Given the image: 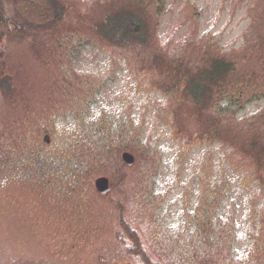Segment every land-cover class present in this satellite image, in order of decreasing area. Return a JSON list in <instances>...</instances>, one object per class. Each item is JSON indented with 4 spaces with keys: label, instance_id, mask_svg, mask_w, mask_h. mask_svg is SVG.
I'll return each mask as SVG.
<instances>
[{
    "label": "rangeland",
    "instance_id": "rangeland-1",
    "mask_svg": "<svg viewBox=\"0 0 264 264\" xmlns=\"http://www.w3.org/2000/svg\"><path fill=\"white\" fill-rule=\"evenodd\" d=\"M61 1V25L2 47L0 264H142L127 252L121 219L150 259L200 262L218 251L217 217L226 252L233 233L232 257L252 250L255 264L264 252V165L248 147L264 145V0ZM140 1L144 44L98 35L110 9ZM4 7L14 17L12 0ZM212 57L235 71L201 112L183 91ZM100 118L130 132L128 147L105 161L69 135ZM39 154L51 161L39 164ZM71 159L93 166L76 170ZM100 178L106 194L96 190Z\"/></svg>",
    "mask_w": 264,
    "mask_h": 264
},
{
    "label": "trees",
    "instance_id": "trees-1",
    "mask_svg": "<svg viewBox=\"0 0 264 264\" xmlns=\"http://www.w3.org/2000/svg\"><path fill=\"white\" fill-rule=\"evenodd\" d=\"M14 17H9L5 13L4 0H0V58L2 57L3 44L14 36L21 38L30 37L46 27H54L61 25L64 22V17L67 11L66 6L61 0H12ZM146 8L142 1L137 2L135 6H123L119 8L110 9L105 18L96 26L98 35L110 44L117 46L138 45L141 46L147 41L149 37V22L145 16ZM152 63L158 65L157 59H152ZM234 64L224 58L212 57L209 62L201 66L197 71L191 72L186 78L184 86V94L190 98L197 109L201 112L209 111L213 102L215 101L216 91L225 87L228 84L229 77L234 73ZM3 81V82H2ZM7 81V82H6ZM1 89L5 94H9L12 88L9 87L8 78L1 80ZM101 119V118H100ZM92 120L85 125L83 129L78 123L75 128L71 129L69 135L76 137L83 141L87 146L94 150L93 157L96 161H105L108 157L107 153L114 151L120 152L128 147L127 138L125 135L130 132L124 130L123 125H111L105 123V118L101 121ZM77 131V132H76ZM68 142L65 143V146ZM65 150V149H64ZM249 152L254 154L256 158L264 165V145L258 140L250 142L248 147ZM66 151V150H65ZM39 164L49 163L51 160L46 155L42 154L36 157ZM93 160V159H92ZM92 160H85L89 162L88 168L93 166ZM84 160L78 163L65 162L71 168L76 170L87 166L82 164ZM95 161V162H96ZM62 168V167H61ZM84 170L82 169L81 172ZM222 221L217 217V237L216 243L212 248H217L216 253H210V258L206 260L200 259V262H187L189 264H220V262L227 256L229 261L233 264H243L245 262H253V251L251 250L245 259L244 257H232L229 252V247L236 242V235L232 233L231 237L227 239L228 253L224 249V237L221 232ZM120 223L129 237L131 244L127 252L136 256L142 264H163L160 260L155 261L150 259L142 247V242L138 233L130 228L128 223L120 220ZM238 237V236H237ZM263 248L264 243L258 246ZM258 250L255 249L254 255ZM184 253L183 252L181 254ZM219 254L225 255L220 257ZM251 257V260L249 259ZM250 264V263H249ZM255 264H264V252L259 256Z\"/></svg>",
    "mask_w": 264,
    "mask_h": 264
},
{
    "label": "water",
    "instance_id": "water-1",
    "mask_svg": "<svg viewBox=\"0 0 264 264\" xmlns=\"http://www.w3.org/2000/svg\"><path fill=\"white\" fill-rule=\"evenodd\" d=\"M44 142L48 143L49 140V136L46 135L44 137ZM122 160L127 164V165H131L134 162V158L132 155L128 154V153H124L122 155ZM95 187L96 190L101 193V194H106L109 192L110 188H109V182L106 178H100L98 180L95 181Z\"/></svg>",
    "mask_w": 264,
    "mask_h": 264
}]
</instances>
